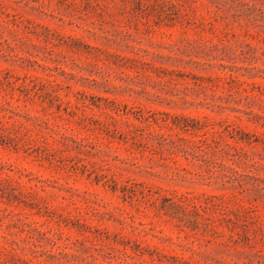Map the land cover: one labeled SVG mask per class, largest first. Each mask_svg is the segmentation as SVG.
Returning <instances> with one entry per match:
<instances>
[{
    "label": "rangeland",
    "instance_id": "obj_1",
    "mask_svg": "<svg viewBox=\"0 0 264 264\" xmlns=\"http://www.w3.org/2000/svg\"><path fill=\"white\" fill-rule=\"evenodd\" d=\"M0 264H264V0H0Z\"/></svg>",
    "mask_w": 264,
    "mask_h": 264
}]
</instances>
